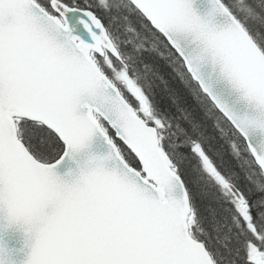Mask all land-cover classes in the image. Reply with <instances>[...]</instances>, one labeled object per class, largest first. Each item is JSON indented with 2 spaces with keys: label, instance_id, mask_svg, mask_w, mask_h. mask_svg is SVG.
<instances>
[{
  "label": "snow or ice",
  "instance_id": "1",
  "mask_svg": "<svg viewBox=\"0 0 264 264\" xmlns=\"http://www.w3.org/2000/svg\"><path fill=\"white\" fill-rule=\"evenodd\" d=\"M118 11L178 55L172 34H193L264 117V51L235 19L217 29L191 0H127ZM114 14L106 0H0V211L35 230L26 264H264V155L248 154L249 175L218 162L170 80L174 111L158 108L140 65L169 69L116 31ZM94 135L116 166L92 158L64 181L54 169ZM206 213L224 253L210 245Z\"/></svg>",
  "mask_w": 264,
  "mask_h": 264
},
{
  "label": "water",
  "instance_id": "2",
  "mask_svg": "<svg viewBox=\"0 0 264 264\" xmlns=\"http://www.w3.org/2000/svg\"><path fill=\"white\" fill-rule=\"evenodd\" d=\"M191 4L196 15L210 21L217 29L231 25L235 19L251 41L262 50L230 9V14L225 15L219 10V4L214 8L213 0H191ZM172 40L178 47L180 58L183 57L184 65L186 63L190 65L195 74L196 79L191 75L192 79L200 89L203 86L208 90L207 97L213 98L210 101L216 109L217 105L222 107L230 118L227 120L233 127L235 126L234 129L242 130L249 152L264 155V130L260 127V124L264 123V117L222 71L221 60L206 51L204 44L191 33H174ZM174 50L177 53V50ZM219 112L225 117L221 111ZM108 156L109 148L103 137L94 135L79 151L71 156H65L54 171L64 181L71 183L81 170L87 169L92 158H105L103 164L106 169L111 170L116 165L112 159L106 158ZM46 211L50 212L51 209ZM35 239V230L32 226L23 221H11L6 212L0 211V264H26Z\"/></svg>",
  "mask_w": 264,
  "mask_h": 264
},
{
  "label": "trees",
  "instance_id": "3",
  "mask_svg": "<svg viewBox=\"0 0 264 264\" xmlns=\"http://www.w3.org/2000/svg\"><path fill=\"white\" fill-rule=\"evenodd\" d=\"M106 2L115 11L112 17L114 29L128 36L130 40H135L138 48L150 51L169 69L164 70V77L157 75L156 66L140 65V78L144 87L151 92L153 102L157 107L163 112L174 111L170 108L168 101L175 103L173 96L175 90L167 87V80H170L175 87L182 88L185 95L192 100L191 110L199 113L200 118L195 122L200 131L215 147L218 162L222 164L234 162L242 172L247 170L245 175L251 174V169L248 167L250 163L248 154L250 152L244 139L230 122L217 111L207 95L201 91L199 85L185 69V65L176 51L169 49L161 39L153 38L147 31L137 30L136 21L132 20L129 14L118 11L126 7L127 0H106ZM225 2L241 23H245V19L239 13L238 8L248 11L247 14L253 19L258 30L255 31L254 28L246 29L264 51V0H225ZM184 115L185 112L181 110L180 116L183 117ZM190 180L194 186L199 188H204L207 184L206 178L201 176L194 168L190 172ZM206 215H209L205 227L207 228L210 245L224 253V232L223 230L214 231L211 216L207 213Z\"/></svg>",
  "mask_w": 264,
  "mask_h": 264
},
{
  "label": "rangeland",
  "instance_id": "4",
  "mask_svg": "<svg viewBox=\"0 0 264 264\" xmlns=\"http://www.w3.org/2000/svg\"><path fill=\"white\" fill-rule=\"evenodd\" d=\"M239 13L244 17L245 19V23H242L247 29H251L254 28L255 31L258 30L255 22L253 21V19L247 14L248 11L246 9H239L238 8ZM252 31V30H251ZM254 33V32H253Z\"/></svg>",
  "mask_w": 264,
  "mask_h": 264
}]
</instances>
